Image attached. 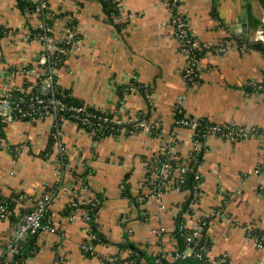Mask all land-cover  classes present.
Segmentation results:
<instances>
[{
    "label": "crops",
    "instance_id": "crops-1",
    "mask_svg": "<svg viewBox=\"0 0 264 264\" xmlns=\"http://www.w3.org/2000/svg\"><path fill=\"white\" fill-rule=\"evenodd\" d=\"M243 1L246 11L249 2L255 16V0H181L179 9L188 16L197 39L238 43L240 48L205 53L198 67L199 83L189 86L181 76L184 56L177 49L171 14L162 0H120L124 13L113 23L100 0H46L54 37L60 40L68 15L80 37L78 47L66 54L58 68L60 87L87 106L120 113L124 121L146 112L148 122L159 123L160 134L142 129L95 140L76 124L66 123L62 141L67 166L60 168L56 150L51 146L46 153L52 117L7 120L2 144L15 152L0 148V194L13 200L15 214L28 211L49 189L66 187L58 190L46 216L57 231L40 232L22 264H101L100 255L128 252L118 248L127 228L132 229L129 239L136 246L149 254L166 253L171 259L179 218L191 225L211 211L217 213L210 217L207 230L208 260L224 257L227 264H264V248L248 239L245 230V226L253 227L264 234V55L237 35L242 32ZM36 19L33 16L30 21ZM25 21L17 0H0V26L7 28L0 35V71H7L5 81L11 85H19L22 78L11 75L9 68L34 62L41 50L38 41L25 39ZM248 28L251 38L257 29ZM135 82L149 86L150 93L144 96L137 88L125 89ZM119 86L124 89L120 91ZM176 104L187 116L257 130L256 136L247 139L230 141L216 135L205 139L198 166L200 195L191 214L183 209L187 191L149 195L135 205L120 189L126 182L134 197L160 149L171 145L182 157L190 151L192 130L175 127ZM85 168L87 183L73 175ZM142 191L148 193L145 188ZM92 196L102 199L95 223L106 238V243L95 246L96 256L81 249L90 241L84 210H77L74 218L64 213L73 199ZM14 230V220L0 218V257ZM22 244L27 249L28 238Z\"/></svg>",
    "mask_w": 264,
    "mask_h": 264
},
{
    "label": "built area",
    "instance_id": "built-area-1",
    "mask_svg": "<svg viewBox=\"0 0 264 264\" xmlns=\"http://www.w3.org/2000/svg\"><path fill=\"white\" fill-rule=\"evenodd\" d=\"M31 3H35V7L32 11H25L23 13L26 17V21L23 27L25 39L28 41H38L41 45V50L37 55L34 62L18 63L11 66V75H18L22 78L19 85H11L2 80L0 76V103H7L10 110L14 112H20V117H28L32 119H42L46 116H50L53 119L52 126L49 130V138L52 141V148L56 150V159L60 168L67 166V162L62 161L65 158V146L63 143L64 136V124L74 123L78 127L82 128L90 137L103 135L108 133L115 137L121 135H132L139 132L142 129L151 132L153 128H158L159 123L148 122L146 120L138 121L136 117L134 120L124 121L121 114H115L113 116L104 113L102 110L100 115L93 114L86 111V107L69 105L64 101L66 94L64 89L58 84V68L63 64L64 58L62 54H68L74 51L80 43V37L75 32L74 22L72 16L68 15L66 25L63 30V34L60 40L56 39L53 34L52 24L47 17V2L46 0H26ZM117 1L116 6L119 10L118 15L112 16L113 20H118L124 13V8L120 2ZM170 12V26L173 32V37L176 42L178 51L184 56V65L181 70V76L184 82L193 86L199 83V63L201 57L206 53H226L234 46L235 49H240L239 44H228L227 42L208 43L197 39L191 30L190 21L187 15L180 11L181 0H162ZM36 16L34 22L30 21V18ZM6 30L4 32L6 33ZM255 40H260L264 45V31L256 30ZM3 71H0V74ZM6 76H7V71ZM19 91V97H15L12 91ZM24 105L26 108L21 109ZM179 104H176L175 108H180ZM174 108V109H175ZM182 109H178L181 111ZM69 112L66 116L64 113ZM0 116L8 120V115L3 111L0 112ZM135 121L134 129H127L124 124L126 122ZM175 127H189L192 130V146L190 151L183 156L184 160L181 163H177L173 170L171 179H167L168 173L171 170V166L166 162L158 166L159 169L151 170L150 175L146 174V177L141 183V188L138 190L135 197V202L141 205L149 195H159L160 193L170 190L181 191L180 184L182 180L179 179L187 169V162L193 160L196 162L198 154L204 148L205 142L200 140L202 136L206 139L210 135H216L222 139L227 140H239L247 139L251 136H256L257 130L255 127L237 126L231 125H216L211 124L206 126L203 134L198 129L199 121L195 116H187L174 120ZM117 132H119L117 134ZM128 133V135H127ZM1 148L5 149L9 153H14L15 149L8 145L1 144ZM167 154L169 157H177L176 153L172 151L171 145L164 147L158 151V154ZM158 154L154 160L159 161ZM179 155V154H178ZM179 157V156H178ZM182 157V156H181ZM190 163V162H189ZM60 170V169H59ZM158 178L163 179L162 182H157ZM196 184L193 193V198L190 200L187 210L188 214H191V210L200 195V180L201 175L197 171L195 174ZM82 187H86L81 182ZM123 185H121V188ZM142 188L148 190V193H144ZM66 190L65 186L54 187L44 192L35 202L34 206L28 211L22 214H15L14 209H9L4 204H0V218L9 219L11 216L14 218L15 230L13 234L8 238L7 243L4 246V253L0 258L4 260L12 259V256L19 250L22 242L28 237L37 236L40 232H53L57 231V228L50 223L46 218L48 209L52 201L58 196V190ZM99 199L97 196L88 197L85 199H76L70 202L71 207H76L80 204H97ZM82 208L72 210L70 217L74 218L75 212ZM84 210V209H83ZM217 211H211L203 217L191 222V225H187L186 220H183L182 228L188 229L186 234V247L179 253L176 252L174 257H185L194 255L199 259H206L208 246L207 230L210 226V217L215 215ZM144 216V214H142ZM82 217L88 222V214L84 210ZM145 217V216H144ZM207 227V229H205ZM246 236L248 239L254 241V243L264 248V234L254 233L253 227L245 226ZM132 229L127 228L125 234H123V240L129 239ZM90 241H86L81 245V249L84 253H88L90 256H96L95 246L91 240H98L96 235L89 232ZM130 240V239H129ZM161 256H165L162 253ZM101 264H145L144 262H136V258L133 257L131 252L123 254V251H118L110 255L99 256ZM156 264H160L159 259H155ZM211 264H227V259L224 257L217 258L215 261H211Z\"/></svg>",
    "mask_w": 264,
    "mask_h": 264
},
{
    "label": "trees",
    "instance_id": "trees-1",
    "mask_svg": "<svg viewBox=\"0 0 264 264\" xmlns=\"http://www.w3.org/2000/svg\"><path fill=\"white\" fill-rule=\"evenodd\" d=\"M257 1L261 5V7L264 9V0H257ZM100 2L102 4L103 11H104L105 16L107 17L108 21L113 23L114 20L112 19V16L113 15L117 16L118 12H119V10L116 6L117 1H115V0H100ZM17 7L19 8V10L22 13H25V11L30 12L35 7V3H31V2H28L26 0H17ZM247 21H248V26L250 28H253L254 30H256V29L258 30L260 27H264L261 20L258 17H255L251 14L249 2L247 3ZM48 23L51 24V21H48ZM4 30H6V28L4 26H0V35H2L4 33ZM246 43H250V42H246ZM251 45H252V42H251ZM262 53L264 55V50L262 51ZM62 57L65 59L66 54H64V55L62 54ZM119 87H120V91L122 89H124V87L127 91H130V89H132V88H137L143 93L144 96H146L147 92L150 93L149 86L144 87L143 85L137 84V82L131 83L130 85H125L124 87L123 86H119ZM64 93L66 94L64 101L67 102L69 105H73V106H83L84 105L86 107L87 112H91L93 114L100 115V112H101V111H99L100 109L85 105L82 101L72 97L71 94L67 90H64ZM12 94L18 98L20 95V92L16 90V91H12ZM120 94L123 95L122 93H120ZM20 108L24 109V108H26V106L24 107V105H22ZM180 108L174 109V119H180V118L184 117L185 111L182 108H181L182 109L181 111H178V109H180ZM103 112L107 113L110 116L115 115V114H112V113H109L106 111H103ZM64 114L66 116H68L69 112H65ZM147 117H148V115L146 112H141L137 116L138 121L146 120ZM12 118L13 119H15V118L21 119L22 117H20V112L15 111L14 114L12 115ZM198 121H199L198 129L200 130L201 134L204 133L206 126L212 124L211 122L207 121L206 118H198ZM6 124H7V119L0 116V148H1L2 141L6 137V133H5ZM134 125H135V121L126 122L124 124V126L127 129H134ZM118 133L119 132H117V134ZM150 134H152L154 136L159 135L160 134V125L158 128H153L151 130ZM107 135H109V134L105 133L103 135L95 136L94 139L99 140L100 138L107 136ZM127 135H128V133H127ZM202 136L200 137V140L202 142L203 141L205 142V139ZM51 146H52V141L49 139L48 146L46 148V153H49L51 151ZM9 147L13 148L12 146H9ZM204 152H205V148H202V150L198 154V159L196 160V162L193 160H190L189 161L190 163L187 162L188 169L183 174H181L179 177V179L182 180V182L180 184L181 191H187V193H188V197L183 204L184 211L187 210L189 202L193 198V193L195 192V190H198L197 188H195L196 184L198 183V180H196V178H195V174L198 171V166L202 161V156H203ZM176 156L177 157L175 158L173 156L169 157L167 154H164V153L158 154L159 161L158 160L156 161L153 159L152 162L148 165V170H147L148 175H150L151 170L154 171L155 169H159L158 166L167 162L171 166V170L168 173L167 179H171L172 177H174L173 170L175 168V165L177 163L183 162L184 160L185 161L187 160V159H184L183 157H181L180 155H178L177 153H176ZM62 161L67 162V160L65 158ZM88 171L89 170H86V168H85V170H83L82 173H76V171H73V175H75V177H80L83 180V182L87 183L86 181H87ZM162 181H163V179L161 180V178H158L157 182H162ZM122 185H123V188L121 189L122 196L128 197L131 201H133V204L138 205V203L135 202V197L132 196L129 184L124 182ZM58 186L59 185H57L56 187H58ZM97 197L99 199V202L97 204H91V203L80 204L76 207L66 206V208L64 210V213L66 215L68 213H70L72 210H75L77 208H82L87 212L88 217H89L88 223H89L90 232L92 234L96 235V237L99 240V241L93 240L92 244L94 246H96L99 243H104V242L106 243L105 236L99 231L97 224L95 223V219H96V216L98 214V210H99L101 203H102V199L99 196H97ZM0 204L6 205V207L9 209H14L13 200L11 198H5V197L1 196V194H0ZM13 218H14L13 216L10 217V219L14 220ZM183 220L184 219L182 217L179 218L177 228L173 233V238H174L176 243H175V250L170 253L171 259L167 258L168 254H166V253H165V256H161L162 253L149 254L147 251H145L146 256H143L142 254L131 249L128 246V244L131 242L129 239L120 242L118 244V248L120 250L127 249L129 252L132 253L133 257L136 258V262H144L145 264H156L154 261L157 258L159 259L160 264H211V261H209L208 258L199 259V258L195 257L194 255L185 256V257L180 256L177 258L174 257L176 252L181 253L186 247V234L188 232V229L181 227V225L183 224ZM205 229H207V227ZM254 233L263 234V233L259 232L258 230H255ZM35 237L36 236L28 237V241L30 244L29 247L27 249H25V248H23L24 247L23 244H21L19 250L12 256V259L5 261L3 257L0 258V264H22L24 262V260L27 258V256H28L27 254L30 253L29 249L33 250L35 248V246H34ZM208 240H209V238H208ZM208 246H210V240L208 241ZM86 254L88 255V253H86Z\"/></svg>",
    "mask_w": 264,
    "mask_h": 264
},
{
    "label": "water",
    "instance_id": "water-1",
    "mask_svg": "<svg viewBox=\"0 0 264 264\" xmlns=\"http://www.w3.org/2000/svg\"><path fill=\"white\" fill-rule=\"evenodd\" d=\"M239 26L242 28V32L241 34H238L237 35L239 37L242 38V40L244 42H252L251 39L249 38V35H248V31H249V28H248V25H247V11H246V2L243 1L242 2V13H241V16H240V19H239ZM252 44L261 49V50H264V45L262 44V42H252ZM0 76L2 77V80L5 81V77H6V72H1ZM5 112L9 117H8V120L11 121L12 120V115H13V111L10 110L9 108V105L7 103H0V112ZM128 246L139 252L140 254H142L143 256H146L145 254V250H142L141 248H139L138 246H136L134 243L130 242L128 244Z\"/></svg>",
    "mask_w": 264,
    "mask_h": 264
},
{
    "label": "rangeland",
    "instance_id": "rangeland-1",
    "mask_svg": "<svg viewBox=\"0 0 264 264\" xmlns=\"http://www.w3.org/2000/svg\"><path fill=\"white\" fill-rule=\"evenodd\" d=\"M255 6L254 9H253V13L256 17H258L262 24L264 25V9L261 7V5L259 3H257V1L255 0ZM258 30H263L264 31V27H260ZM255 36H256V33H253L252 37L250 38L252 42H261L260 40H255Z\"/></svg>",
    "mask_w": 264,
    "mask_h": 264
}]
</instances>
